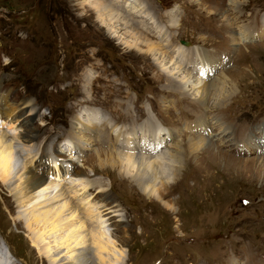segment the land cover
Listing matches in <instances>:
<instances>
[{
    "label": "rangeland",
    "instance_id": "1",
    "mask_svg": "<svg viewBox=\"0 0 264 264\" xmlns=\"http://www.w3.org/2000/svg\"><path fill=\"white\" fill-rule=\"evenodd\" d=\"M79 2L0 0V134L10 133L18 143L28 134L37 135L22 154L15 183L0 181V241L15 264H39L27 233L46 237L52 232L51 219L37 224L33 214L62 209L67 220L73 215L70 211L78 209L82 216L76 203L83 200L94 212L105 214L98 230L115 242V256L109 257H119L123 264H264V148L253 141L236 145L241 139L248 143L247 138L259 131L264 134V0H146L152 2L147 5L159 28L170 38L175 34V49L180 42L202 47L221 63L212 79L226 74L232 80L227 84L234 86L230 98L219 100L221 107L208 113L189 92L167 90L175 82L167 83L150 56L125 47ZM175 9L180 25L168 30V15ZM242 31L251 34L247 37ZM164 51L175 54L167 47ZM192 70L196 73L197 65ZM85 82L93 96L86 97ZM27 105L29 112L37 113L24 124L23 117L26 122L30 117L22 109ZM212 105L210 101L208 108ZM146 106L163 129L174 132L171 142L179 143L181 153L198 138L213 145L184 152L177 181L162 191L163 203L172 208L148 198L119 169L99 164L97 151L110 150V143L100 140L86 149L80 144L76 154L68 150L72 137L79 134L73 121L81 111L98 107L111 123L130 128L148 125ZM14 109L20 112L8 116ZM203 116L208 119L205 130L185 125ZM164 148L175 149L169 141ZM42 159L56 163L42 167ZM53 164L73 169L59 180L57 174L49 175ZM29 172L44 176L45 185L59 186L64 195L52 202L49 199L60 193L55 187L40 193L28 194L25 187L23 193L9 192L21 183L25 186ZM84 185L87 189H81ZM7 196L17 203V210L6 207ZM76 216L72 217L84 220ZM43 228L49 230L41 232ZM62 254L68 257L71 252L63 248Z\"/></svg>",
    "mask_w": 264,
    "mask_h": 264
},
{
    "label": "bare ground",
    "instance_id": "2",
    "mask_svg": "<svg viewBox=\"0 0 264 264\" xmlns=\"http://www.w3.org/2000/svg\"><path fill=\"white\" fill-rule=\"evenodd\" d=\"M79 1L82 6L89 7L100 25L105 27L109 34L120 40L125 47L134 49L145 56H150V59H152L160 68V71L164 73V77H167V83L172 84L173 81L175 82V86L167 87V90L174 89V93L185 92V94H187L186 92H189V94H192V99L199 100V102L204 105V109L207 113L220 108L221 106L219 105H221L223 101L220 102L219 100L222 98L225 100L228 97L230 98L229 93L233 92L234 86L233 84L229 86L227 84H230L232 80L225 77L226 74L223 75L224 77L219 75L217 76L218 78L216 77L215 79H212L211 77L212 71L221 64L219 59L211 58L205 49L198 46L194 48L189 43L182 44L180 42L179 47L175 49L174 47L176 45L173 42L175 34L170 38V33L167 30L159 28L156 22V14H154L147 5L150 2L146 3V0ZM177 12L179 11L175 9L169 13L166 26L168 30L177 28L180 25L178 24L179 20ZM159 24H161L160 21ZM261 26H263V23ZM158 34L162 35L157 37ZM249 34L251 33L244 32L243 35H248L247 37H249ZM149 35L154 37H150ZM166 47L170 48L171 51L175 50V54H167L164 51ZM178 55L180 56L179 58H177ZM181 57H183L184 60H181ZM195 65H197V72L193 73L192 67ZM85 81L87 84H91L89 78L85 79ZM87 84L85 86V93L89 96L86 97L93 96L92 91ZM89 99L90 98H88V100ZM210 101L213 102V108H208ZM27 107L28 105L24 106L22 109L26 108L27 112H29ZM17 110L19 111V109H14L10 112L7 111V115L11 117ZM36 113L37 110L36 112H29L28 115L30 117L28 118V122H26L27 118L23 117L22 121H24V124L29 123L30 119L35 120ZM146 113L149 115L148 119L145 121L148 125L143 123V125L137 127L132 124L129 128V126L126 127V125H115L113 122L112 124L108 116L104 114V111L102 112L98 107L95 109L88 108L83 110L74 118L73 127L77 129L76 131L79 132V134L75 133L74 137H72L69 142L68 150H70V153L76 154L77 148L80 147V144L82 149H86L91 148L90 146L96 144L97 141L100 140L102 143H110L112 146L110 150L97 151L96 159L99 161V164L102 167L108 165L114 169H119L120 175L125 177V179L131 180L148 198L163 203L164 194L167 192L169 185H172L177 181L182 167L181 163L184 152L186 151V154H192L198 150L202 151L206 148L212 149L213 145L211 146L210 143L206 141L207 139L198 138L196 142L194 141L191 143V149H185V151H182L183 153H181L179 143L171 142V137H174V132L169 131L166 128L163 129L161 123L157 120L148 106H146ZM125 114L127 116L129 115L128 112ZM18 116L21 117V114ZM131 118L132 120L134 119L133 116H131ZM15 121H17L16 118ZM207 121L208 119L206 116H203L194 123H190L191 125L189 123H186L185 125L188 127L193 126V129L202 131L205 130L204 124H206ZM13 123L14 121H12L11 127L14 126ZM106 130H109V132L105 136L104 133ZM92 131L95 132L93 133ZM223 132H225L224 128L221 129V133ZM96 133H98V136H96ZM258 133V136L252 135L251 139L248 137V143H245V140L241 139V142L236 145H247L253 141L260 147V149L264 148V134L260 131ZM2 134H0V181L3 183L9 182V186H11L15 183L13 180L17 174L16 171L19 169L21 161L23 160V152L30 150L28 143L36 140L37 135L29 136L28 134L25 136V140L22 138L24 143H18V141L11 138V136H13L12 134L9 133V137H7V134ZM99 137L101 138L97 140ZM166 141H169V144L175 149H163V147L167 146ZM83 142H86V144H82ZM42 160V167H45V163L47 164L49 161H53L52 159ZM40 161L39 158L36 162L41 165ZM53 162L56 163V161ZM72 169L73 167L69 170L67 167L56 166L53 164L52 168L49 170V175L52 178L54 173L59 176V180H64L63 177L67 173H70ZM78 174L81 173L78 172ZM46 180L47 179H45L44 176H39L36 173L31 172L27 176V179L24 180L25 186H22L21 183V185L14 186V189L8 191L12 192L16 190L19 191V193H23L24 189L22 187H25L26 189L24 192L29 194L30 192L40 193L41 190H49L55 187L60 193H56L55 196L49 199V201L52 200V202H55L56 199L63 196L65 192L55 184L45 185ZM86 186L84 185L81 189H87ZM162 191H165V193L162 194ZM4 204L6 207L14 210H17L18 208L17 203L13 201L10 196H7ZM76 204L83 212V215L81 216L80 212L77 214L78 209L75 211L72 209L73 211H70V213L73 212V215L68 216L69 218L67 220L66 217H63L64 214L62 209L55 213H51L52 210L47 209L42 212L40 211L37 214H33V218L37 221V224L41 221L47 222L48 219H51V222L53 223V226H50L52 232L48 233V236H46V233V237L40 232L31 237L30 233H27L32 246L30 247V251H34L33 248H35L39 254L38 256H34L37 262H40L39 264H123L119 257H109V254L115 256V242L111 240L109 233L98 230V224L100 220H102L101 216L105 214L101 213L102 215H100L98 211L94 212V206H90L91 203H89V205L84 200L83 202ZM163 204L165 208L173 207L172 204H168L165 201ZM108 209L110 211V207H108ZM74 215H79L81 218H84V220L77 221L75 220L77 216L72 217ZM58 218L62 220L57 221ZM106 220L104 219L105 222ZM30 223L32 222L30 221L26 225V227L28 226V229L31 225ZM17 225L20 226L21 223H18ZM46 226L48 227V225ZM43 230L41 232H46L49 229L43 228ZM59 232L66 233H63L64 235L59 238L56 237V234ZM50 234L54 235L49 236ZM52 237L53 239H51ZM44 240H47V243L45 247H42L40 242H43ZM63 248H65L67 252H71L68 257L66 254H62ZM59 249L62 250L59 251ZM10 252L11 251H8L5 246H3L2 241H0V264H15ZM105 253L106 255H104ZM26 264H29V262H26Z\"/></svg>",
    "mask_w": 264,
    "mask_h": 264
}]
</instances>
